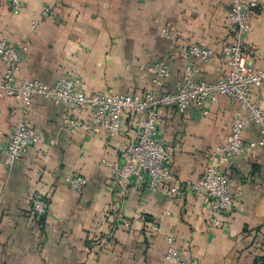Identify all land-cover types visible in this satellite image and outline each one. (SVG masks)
Masks as SVG:
<instances>
[{"label":"crops","instance_id":"1","mask_svg":"<svg viewBox=\"0 0 264 264\" xmlns=\"http://www.w3.org/2000/svg\"><path fill=\"white\" fill-rule=\"evenodd\" d=\"M51 5L47 17L44 6ZM229 0H22L13 14L0 0V38L14 47L26 44L15 81L38 79L53 84L77 77L88 93L175 92L187 67L196 81H215L229 71L222 54L233 41ZM41 20L37 29L32 23ZM248 63L264 68V0L250 14ZM164 28L173 36L165 38ZM204 43L215 55L208 63L188 53ZM173 56L171 75L161 86L151 68ZM5 66L0 62V77ZM264 109V87L252 90ZM239 112L226 95L208 104L159 111L158 129L170 148L171 179L152 190L147 179L131 180L125 194L110 184L111 163L135 140L141 117L128 112L122 130L89 133L86 123L73 131L63 126L61 105L35 96L31 125L44 141L28 148L11 165L0 157V264H264V135L256 124L243 133L252 150L233 155L220 167L232 180L236 207L215 215L207 196L186 185L205 172L209 151L224 143ZM20 115L17 99L0 96V141L7 144ZM82 175L86 185L71 189L66 172ZM175 181L184 183L173 193ZM47 194L44 229L31 216L34 192ZM216 218L219 223L214 224ZM128 225H127V224ZM174 236L177 261H166ZM101 243V252L94 244Z\"/></svg>","mask_w":264,"mask_h":264},{"label":"built area","instance_id":"2","mask_svg":"<svg viewBox=\"0 0 264 264\" xmlns=\"http://www.w3.org/2000/svg\"><path fill=\"white\" fill-rule=\"evenodd\" d=\"M8 1L12 13L19 14L22 0ZM259 2L260 0H229L228 18L233 27V41L222 48L229 66L227 73L215 81H196L191 78V68L187 67L177 91L162 95L150 91L122 93L112 88L88 93L82 80L77 77H61L53 84L38 79L16 82V73L22 63V51L27 49V45L17 48L6 38H0V62L5 66L0 77V96L17 99L20 107V115L9 142L5 145L0 141V157L5 164L11 165L29 147L44 141L31 125L30 106L35 96L44 97L63 107V126L69 131L77 129L84 122L89 133L103 129L109 136L115 137L124 126L125 115L133 112L141 117V127L135 140L124 146L120 161L111 163L113 174L110 184L125 194L131 180L147 179L149 187L158 190L171 179L172 161L170 148L158 129L160 109L174 106L178 112L185 113L192 105H197L204 113H208V104L216 101L219 95H226L237 102L242 110H246L247 114H237L226 141L209 151L204 174L194 182L187 181L186 185L207 196L216 216L233 210L236 204L231 193L232 180L219 163L228 161L233 155L246 149L252 150L263 142L251 143L248 147L244 145L243 133L250 124L258 125L264 135V109L252 100V90L264 87V68H255L248 63L250 52L247 43L251 30L250 14L258 7ZM50 10L51 5L44 6L42 17H47ZM40 22L41 20L34 21L32 28L37 29ZM161 34L165 38L173 36L167 28ZM188 53L203 63L210 62L215 55L204 43L191 45ZM172 59L173 56L162 58L151 68L155 85L161 86L163 80L171 75ZM2 134L0 128V136ZM64 181L74 190L83 188L87 182L84 176L69 171L64 175ZM183 186L184 183L175 181L171 191L177 193ZM48 212L47 194L34 192L31 197V216L37 228H45ZM213 223L218 224L219 221L214 218ZM174 240V236L168 237L169 246L164 256L166 261L178 259ZM94 251L101 252L99 241L94 244Z\"/></svg>","mask_w":264,"mask_h":264}]
</instances>
